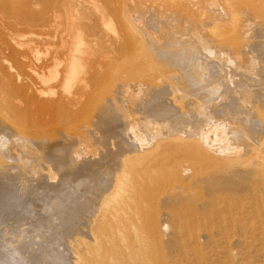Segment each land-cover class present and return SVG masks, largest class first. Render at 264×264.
<instances>
[{
    "label": "bare ground",
    "instance_id": "1",
    "mask_svg": "<svg viewBox=\"0 0 264 264\" xmlns=\"http://www.w3.org/2000/svg\"><path fill=\"white\" fill-rule=\"evenodd\" d=\"M20 1L17 0L18 4L21 3ZM24 1L26 2L24 3L23 7L28 8V10L30 8L34 9L32 7V4L33 2L37 1L36 3L39 4V6H42L39 8V10H42L41 8H44V12L43 14H33L34 11L30 10L33 12L28 13V16H26V18H23L22 15L21 17L14 19V24L21 25V28L24 27L26 29H35L33 31L34 34L27 37V39L23 41V43L18 42L17 40H13V42L11 43L8 39L2 42V47L5 45L3 49L7 50L8 53H11L12 57L18 60L21 63V66H24V69L25 63L27 64V61L30 64L28 65L29 70L23 71V69L21 72L17 71L16 73H14L12 72V69L16 68H12L11 65L3 64L2 59L4 58V56H0V82L2 83L1 87L3 88V91L7 93V96L11 98V100H15L12 103H8L6 101L7 97L0 95L3 99V104L0 105V223L5 222L6 224V221L9 218L12 220L11 217H13V219L15 217L16 220L18 219V221L25 219L26 223L28 218H30L31 220H38L39 217L46 216L44 215V213L47 214L49 213V211L53 212V209L54 211H56V206H58L57 203H52L54 205H52V209L49 206L45 208L34 207L33 205L37 203L31 199V195H29L28 192L29 190H27L33 187H30L27 177L23 176L22 173H18L20 165H8V163H5L6 159H8L11 153H13L15 157H17V159L21 157L22 159H20V161L27 160V158L32 156V154L34 153L37 155L42 154L48 156L49 159H51V163L56 169L60 168L59 164H62L66 161L69 162L70 166L75 171L87 172L93 170H101L100 168H108L111 166L114 167L107 185L100 191L99 194H95L96 196L93 195L94 199L92 200V207L90 208L89 216L90 222L86 231L89 237L88 241L82 243V249H79V243L76 239H73L71 242H67L66 244L67 253H64V255H67L70 264H150L148 255L151 243L159 247L162 252L165 251V253L163 252V256L156 264H264V60L260 61L263 62L261 67L259 66L260 64L256 65V67L259 66V69H261L262 71L259 72L260 75L262 74V83L260 82V80L258 81V84L262 86H259L260 88L258 89V87H255L256 84H254V87L256 89H246L248 91L246 93L247 98H243L244 100L247 99L245 105H241V102H238L242 101L238 100L239 94H237L238 98L236 97V99L232 97L233 91H228V93L223 96L224 91L221 86L225 84V81L228 82V78L231 75L228 78H225L227 79L225 80L224 76H220V72H217L218 69L221 68L229 71V73L231 72V68L233 71L234 67L232 66L237 62V60H235L237 58L236 55L241 52H238L236 53V55H234V53L239 50L236 47L238 50L234 49V53H229L228 51L231 49L230 46V49L228 50L227 48L226 50L228 51H225L223 49V46L221 45L222 42L219 40V42H221L219 43L217 42V39H215L217 36L215 38L211 37L213 38V40L210 38L208 39V37H210V34L205 37L207 33H199L197 31L198 27L193 28V34H195L196 31L198 33L196 32V36H194L195 39L193 40V45H195V49H193L192 53L185 52V49H187V47L189 48L190 46H192L191 44L190 46L184 45L186 47L185 49L175 48V50H177L175 51V54H172L173 51H171L172 53L169 52L170 50H167L169 53L165 50L158 51V55H161L160 53L168 54L167 56L171 61L170 63L168 62L169 64L173 62L176 63L175 65H179H177V69H174L175 72L179 71V67L187 72V79H185L184 77L183 81L178 80L179 82L177 81L173 83V81H175L176 79L173 80V78H170L168 76H165L164 78L162 76L163 79L158 76L157 79L152 78V80H150L149 78V80H144V77H141L142 72L139 71V68H141V64L142 68L140 70H142L144 67H147L144 66L146 65V59H144V55L145 53L147 54V52H145L146 48L147 50H150V44L152 45L150 40V43H148L147 41V44L149 45L145 43L146 47L143 44L144 42L141 43L142 41H140L141 44L135 45L139 42L137 41L134 44L136 46V49L134 48L135 51H133L135 52V55H131L135 57L138 56V58L140 59L139 55L143 54V58H141L145 61H142L144 63H141L136 58H130L131 60L128 58L129 53L131 54L132 50H129V53H127L128 56L125 54V52H123L125 55L121 53V50V54H119V52L117 51L119 50L118 42L113 41L114 39H110L111 41L109 40V43H114L112 46H115V48L113 49H115L114 52H118L119 55L117 56L121 57L120 55L123 54L126 57V60H130H127L128 62L132 61V63L130 64L133 65V63H136L137 66H139V68L137 69L139 71V74L137 75H140L142 79L134 80L135 78H128L129 80H127L126 77L124 78L123 74L125 76H128L131 74L130 70H134L135 68H137L134 65L131 66L132 69H130L131 67L128 68L129 71L122 70L125 71V73H121L122 75H118V72H114L117 69L112 68L114 69L113 73L117 74L111 75V72H109L110 74L106 72L105 74H101V71L103 70L99 68L98 64V69H100L99 74L101 75L97 76V73L95 71H93V73L88 72L92 64V62L90 63V61H93L94 59L92 60L90 58L91 60H89L86 58L85 55L87 53V49L90 48H87V46L89 45L85 47L83 46L84 44L82 42V37L81 40L78 39L77 41L73 42V45L71 46L72 48H68L65 43L68 41V37L65 40L66 34L62 33L59 35L61 48L59 47L58 50H56L55 47H51L52 50L48 51V48V52L46 51L45 53L33 51L32 46H34L35 44L50 43L57 36L55 33L56 31L53 32V30L56 29H54L53 27L56 24V22L54 21L56 13L55 15H53V12L55 11V1ZM120 1L118 2V6L125 5L123 7H126L129 0H125L127 3L123 1V4H119ZM130 1L132 2V0ZM135 1L138 2L141 0ZM210 1V3L208 2L209 5H211L213 2H216V0ZM224 2L225 4L223 3L222 6L220 4L221 7L217 5L219 6V8L217 7L215 9H211L212 13L209 12L213 15V22L216 19V21H218L220 24H229V26L232 25V29H230L232 30V32L233 28H236V30H239L240 32L242 31V33L243 31L245 33L260 31L259 34H257L255 37L253 35V42L250 44L251 49L248 51L246 48V46H248V49L250 48L249 44L244 47L245 51L250 52L248 55H253V53L255 52V54H257V52L259 53L260 51L264 52V0H224ZM214 7L215 6L213 4V8ZM49 8L51 9L50 11ZM208 8L210 11V6H208ZM120 10L122 9L120 8ZM115 12L117 13V11ZM130 12L127 14H130ZM135 13L136 14L132 16H136V18H138L142 25L151 23L152 25L154 24L156 26L158 25V23L163 22L164 24H170L171 26H174V24L178 20L175 15L176 13L174 12H172L174 15L169 14L168 12L154 14L152 10H146L145 8H142V6L136 8ZM209 13L207 15H209ZM190 14L192 15V13H189V17ZM204 14L205 16H207L206 13ZM124 15L125 14H123V16ZM195 15L197 14L195 13ZM179 18H181L180 15ZM188 20H192L191 17ZM203 20L204 18L201 21ZM194 21H192V23ZM120 22L122 23V21H119V23ZM125 22L127 23V21ZM133 23L134 24L130 26H134V28L138 30V26L135 27V22ZM234 24H238V26H234ZM200 25L199 27H202ZM124 26L119 25V27L123 28V32H121L122 35L124 33H127V30H124ZM215 27L216 25L211 28ZM222 27V30H224L225 33H231L229 29L228 32L226 31V26V28L224 26ZM127 28L129 27L127 26ZM134 28L132 29L135 30ZM219 28H221V26ZM206 29L207 27L205 28V30ZM79 31L80 30L78 29V32ZM224 31L222 32L224 33ZM219 33L220 35L222 34L221 32ZM219 33L216 35H219ZM230 33L229 36L233 34ZM130 34H127V36H130ZM137 35V37L140 38L139 35L143 34L139 33ZM212 35L213 34L211 33V36ZM235 35L238 36V34ZM123 36H125V34ZM226 36L224 37L225 39L227 38ZM229 36V41L231 38H234L233 35L231 36V38ZM237 36L233 41H236L238 39ZM132 37L133 34L128 38L132 39ZM141 37L143 38V36ZM176 37H178L176 40L180 39L179 36ZM92 38L95 39L94 37ZM128 38L125 39L128 40ZM142 38L141 40H144L146 37L143 39ZM125 39L124 41H126ZM189 39L192 40L191 38ZM225 39L223 40V42L228 41V39ZM166 40L170 39L167 38ZM133 41H135L134 37L132 42L131 40H128V42L125 43V49L133 47ZM171 41H173V39ZM8 42H10V44H8ZM87 42L89 43V40ZM93 42H91L92 45ZM121 42L122 41H120V43ZM163 42H160V44ZM174 42L172 44H174ZM189 42L191 41H188L187 43ZM153 43L156 45L159 44V42L157 44L156 41ZM104 44L107 45V43ZM95 46L93 45V47ZM179 47L181 48L180 45ZM239 47L241 48L242 45ZM120 48L124 49L122 47V44L120 45ZM224 48H226V46ZM68 49L69 53L66 54L65 57H69L67 58L66 63L61 68L54 67L50 69L48 76L40 75L38 73V68L40 66L53 61V59L55 58V53L61 55L62 52L64 53V51H67ZM90 50H92V48ZM245 51H243V53ZM111 52H109V54L112 56L113 54H111ZM193 52H196V54H194ZM90 53L87 57L94 56L90 55ZM96 53L98 55V52ZM210 53L212 54V56L208 57ZM116 54L117 53L115 52V56H113L117 57ZM148 54H150V52H148ZM206 54H208V56ZM104 55L102 56L106 59L108 55ZM261 55L262 54H260L259 59H261ZM97 58L95 60L96 62H98ZM107 58L111 59L112 57L110 58L108 56ZM151 59L152 62H154L153 57H151L150 60ZM246 59L249 60L248 57ZM58 60L59 58H57L56 60V65L60 62ZM150 60L147 61V63L150 62ZM242 60L240 62H242ZM113 61L114 60L109 62L112 64ZM123 61H125V59ZM137 61L141 64L137 63ZM252 61L254 62V60L251 59V65L253 63ZM96 62L95 64L93 63L94 65H92L93 67L91 68L97 67H95V65H97ZM164 62L166 63L167 60ZM246 62L248 61L245 60V63ZM118 63L119 62H117V64ZM124 63L126 65V62ZM119 64L115 66L114 61V67H117L119 69ZM153 64H155V62ZM100 65H102V63ZM109 66L110 65L108 63L106 68L103 69L108 70L107 67ZM129 66L130 65H128V67ZM160 66L162 65L160 64ZM163 66L165 65L163 64ZM242 67L244 68V65ZM122 68L124 67L122 66ZM125 69H127V67ZM248 69H246V72H248ZM91 70L92 69H90V71ZM137 70L135 69V71L138 73ZM252 70H255L256 72L257 69L253 67ZM171 71L173 70L169 71L170 75H172ZM180 71L178 73H180ZM222 71L224 70L222 69ZM238 71H241V69H238ZM127 72H130V74H126ZM135 74L136 73H133V75L131 74L132 77H135ZM160 74L163 75L162 73ZM131 75L129 77H131ZM182 75L185 76L183 73ZM241 75H239V78ZM247 77H249V75H247ZM234 79L235 81L237 80L236 78ZM244 79L247 78L244 77ZM248 80L250 82L251 79ZM232 83H234V80L232 81ZM187 84H189L188 87ZM238 84H243L244 86L245 84L247 85L248 82H246L245 80V83L242 81ZM250 84L248 86H251ZM124 85H127V88H125L126 86L124 87ZM192 85L194 87H198V89H200L199 91L206 90L207 92V89H210L212 100L217 99L216 97L218 95V92L222 89L223 97H218L217 101H215L216 103L209 102L211 104L205 105L203 104V102L206 101L203 99V101L201 102L202 104L200 103V97L202 95L200 93H195L192 91L195 94L201 95L199 97L200 101H198L199 99H192V104L190 102L191 106L188 105L189 107H183V104L181 105L182 100L180 101V97L178 98L180 94L177 95L178 91L183 94L185 91H188L186 90L188 88L192 90ZM185 87L187 88L184 91ZM123 88L124 90H122ZM228 89L231 90V88H227V90ZM91 91H94V93L92 94ZM121 91H123L124 93ZM144 92H150L149 95L151 97L148 99L147 95H145L146 97L141 96ZM193 93L192 96L195 95ZM94 94H96V96ZM189 94L190 93L188 92L187 95ZM202 94L206 93L203 92ZM85 97H88V100L90 99V106L85 110V112H83L84 108L82 105L84 103H82V101L85 100ZM140 97L145 99L141 100ZM95 98H97L96 100L98 102L96 101V103H98V106H94L95 109L92 110L93 103H95ZM92 100L93 103H91ZM194 100H197L198 102ZM81 103L82 105H80ZM177 103L180 104L178 105ZM81 108L83 111H80ZM53 110L57 111L61 115L60 117L62 120L60 121V123H53V125L51 126V124H47L49 121L44 122L43 118H50L49 115L52 114ZM11 113L20 114L21 117L27 118L25 125L17 123L15 121V118L11 116ZM225 115L227 117H225ZM218 116H223V119L220 122L221 124H219V120L218 122H214L220 125L219 131L222 132L220 135L212 134V136H210L207 132V136H202L199 138L196 135L197 138H194L192 137L193 134L189 135L190 133L187 134L188 131L187 133L185 132L186 129L183 130V135H177V131L174 132L176 134L172 133L161 135L163 131L164 133L168 131L167 129L170 128L168 127L166 129L167 131L165 132V130H163L159 133L160 135L156 133L155 136H151L153 132H150L151 135H149V133L148 135H143L144 137H136V133H139V130L141 128H147V125L154 120L160 121L159 119H161L162 122L163 120L167 121L170 126L176 127L175 130H177V127H179L180 125L182 126V124L184 123L190 122L189 120L193 121L194 119L199 118L201 120V123L207 119L216 118ZM206 122L205 124H207ZM91 124L92 126L96 124V127H98V125H102L101 127H105L103 134L100 133L101 137L97 136L99 133L97 135H94V130H92L89 126ZM165 124L167 125V123ZM125 125V129H112L115 127H124ZM189 125H192V123ZM193 125L191 126V128L193 127ZM196 125H198V123ZM215 125L211 124L212 127ZM200 126H202V128H205L206 125ZM96 127H93V129ZM212 127L210 129H212ZM198 128L199 126H197V129ZM99 129H95V131ZM162 129L163 128L161 126V130ZM181 130H179V132ZM193 130L196 131L195 129ZM92 131L94 136L92 135ZM149 131H151L150 128L148 129V132ZM152 131L154 130L152 129ZM171 131L173 132L174 130ZM144 132L142 133L144 134ZM90 134L93 137L97 136V138H93L91 136L93 138L91 139ZM102 135L104 136L102 137ZM228 135H231L232 139H230ZM77 140L78 142L82 140L87 149H91V151L94 150L96 154L95 157H98V152L101 154V151L98 150H103L105 154L104 149H106L108 146V148L113 147V149H111L112 151L106 150L111 152L110 157L105 160V157L104 159H95L94 157L91 158L89 156H83V158H76L77 160H73L72 157H79V155L71 157L70 154L73 150H76L74 149V147ZM95 141L97 142L96 145ZM98 146H100L101 149L96 148ZM57 150L60 153H56ZM91 153L93 154V152ZM73 154L75 155L76 152ZM104 154H102L101 157H103ZM157 156H164L163 158H165L166 156L169 158L167 160L165 158V162L159 158V160H162L164 162L163 163L161 161L163 164H160L161 167H163V170L160 168L161 173L156 169V166L154 165L153 166L155 167V171L150 170L146 165L145 170L147 167L150 171H143L144 173L142 171H138L139 174L135 172L133 167H137V164H142V162L147 161H141L144 160L141 158L148 159L149 157H152V159H154V157ZM148 161L150 162L152 160L149 159ZM148 161L147 163H149ZM140 167L142 169V167L144 166L140 165ZM62 175L63 176H60L59 182H56V184L59 183L61 185L62 182L67 180L66 176H64L63 173ZM81 181L73 179V188L70 187L71 189L68 188L67 190H60L62 194L61 192H58V196L62 195L61 197L63 198V201L65 200L66 203H64L67 206H69L75 199L76 192L80 191L79 186L82 185ZM141 181H150L151 183L149 185H153L154 183L156 192L154 191V189H152L153 186L151 188L149 187L153 191L150 189L149 190L151 191L150 193L152 195L155 193V195H157V198L155 200L157 204L154 205L158 210L157 211L155 208V210L157 211L156 213H154V210V212L151 211L152 208L154 209V206H149V211H151L152 214H145L149 212H143V210L140 208L141 200L139 199L142 198L143 202L147 201L146 196L148 199L151 196L149 195L148 197V194H150L148 191L147 195H145L146 193H143L142 191L141 193L145 196L139 193L142 196L138 198L137 189L140 187H137V185L139 184V182L142 183ZM143 185L145 184L142 183V186ZM59 187L60 186L55 184L48 187L41 186V188H43V191H47V188H52L56 190V193L57 190H59ZM142 188H145V186H143ZM147 188L148 187L146 186L145 189ZM52 189L48 190L49 192H47L46 196L44 197H49L47 195L50 193V191H52ZM56 193L53 194L56 196ZM155 197H153V199ZM59 199L60 198L57 199V202H60L59 207H63V209H60L64 210L67 206H61L63 205V202L61 201V199ZM153 199L151 200L153 201ZM45 201L48 202L46 199ZM147 204L149 203H146L145 206L144 204L143 206L141 205L142 208L147 207ZM157 206H160V211ZM28 214L30 215V217L28 216ZM52 216L50 215V217ZM43 220H39L40 223L43 224V222H41ZM40 223L38 222L37 225L41 226ZM23 224L24 222L21 225ZM33 225H35V223ZM29 226L30 225H28L27 227ZM23 228H25V226H23ZM21 230L23 231V229ZM181 237L184 238L185 246L183 250L180 251L177 250V245L179 244ZM7 241L8 239L5 241V243ZM24 243L22 244L23 246ZM115 248L122 249V258L120 259L123 260L122 262L119 261V258H117V256L115 255L117 254L114 251ZM13 261H11V263H14ZM18 263L19 262H17V264Z\"/></svg>",
    "mask_w": 264,
    "mask_h": 264
},
{
    "label": "rangeland",
    "instance_id": "2",
    "mask_svg": "<svg viewBox=\"0 0 264 264\" xmlns=\"http://www.w3.org/2000/svg\"><path fill=\"white\" fill-rule=\"evenodd\" d=\"M18 1H20V0H18ZM24 1V0H23ZM20 1L21 3V5L20 4H18V2H17V0L15 1V0H0V56H4V58L2 59V62H3V64H5V65H11L12 66V68H16V69H12V72H14V73H16L17 71L18 72H21L24 68V66H21V63L18 61V60H16L14 57H12V55H11V53H8L7 52V50H5V49H3L4 48V46L2 47V42L4 41V40H10V42L12 43L13 42V40H17L18 42H21V43H23V41H25L26 39H27V37H29V36H31V35H33L34 34V28H24V27H22L21 28V25H19V24H14V19L15 18H19V17H21L22 15V17L23 18H26V16H28V13H31V12H33L34 11V13L33 14H43V12H44V8H41L42 10H39V8L40 7H42V6H39V4H37L36 2H33V4H32V7L34 8V9H36V10H34V9H29L28 10V8H24L23 7V5H24V3L26 2V1ZM28 1V0H27ZM55 1V5H54V7L56 8H54V10L56 11H51V12H53L54 14L53 15H55V13H56V15H55V19H54V21L56 22V24L53 26L54 27V29L55 30H53V32L54 31H56L55 33H56V35L58 36H56L55 38H54V40L53 41H51L50 43H47V44H35L34 46H32V49H33V51H39V52H46L47 51V49H48V51H51L52 50V48L51 47H55L56 48V50H58V48L60 47L61 48V41H60V38H59V35L60 34H62V33H64V34H66L65 35V40H66V38L68 37V41L67 42H65L66 43V45H67V47L68 48H70L72 45H73V42H75V41H77L78 39H82L83 38V40H82V42H83V46L85 47V46H87V45H89V46H87V48H92V50H90V49H87V53L89 52H91L90 53V55H94L93 57H87L88 55H89V53H88V55H87V53H86V58L87 59H89V60H93V61H95L96 60V58L97 57H99V58H97V61L99 62H96L97 63V65H95V67L96 68H91V67H93L92 65H94L95 64V62H93V61H90V63L92 62V64H91V66H90V68H89V70H88V72H92L93 73V71H95L96 73H97V76H99V75H101V74H105V72L106 73H108V74H110L109 72H111V75H114L115 73H113V70L114 69H117L116 71H114V72H118V75L119 74H121L122 72H124L125 73V71H129V69L128 68H130L131 66H136L137 68H135L136 70L139 68V66H137V64L135 63H133V65L132 64H130V63H132V61L131 62H128L127 60H129L130 58L131 59H138L141 63H144L145 61V63H146V65H144V66H147V67H144L142 70H140L141 68H142V64L140 63V62H138L137 61V63H139V64H141V68H139V71L140 72H142L141 73V77L143 78L144 77V80H147L148 78L150 79V80H152V78L154 79V78H158V76L159 77H161L162 78V76H163V78L165 77V76H168V77H170V78H173V80H175V81H173V83L174 82H177L178 80L180 81H183L184 79V77H185V79H187L186 78V76H187V72L185 71V70H183L182 68H180L179 67V71H180V73H178L179 71H176L175 72V70L174 69H177V65H175L176 63H171V64H169L171 61H170V59L168 58V54H162V53H160L161 55H158L159 54V50H165V51H169V52H171V51H173V53L172 54H175V51H177V50H175V48L176 49H185L186 47V45L187 46H190V44L192 45V46H190L189 48H191V49H189L188 47H187V49H185V52H191L192 53V51H193V49H195V45H193V40L195 39V37L194 36H196L195 34H196V32L198 31L199 33L201 32V33H203V34H206L207 33V35L205 36V37H207L209 34H210V37H208V39L210 38V39H212L213 40V38H215L216 36V38L215 39H217V42H219V40L222 42H219V43H221V45L223 46V49L225 50V51H228L230 48V50L228 51L229 53H234V51L235 50H238V51H236L235 53H234V55H236V53H238V52H241V53H239V54H237L236 55V59L235 60H237V62H236V64H233V66L232 67H234L233 68V71H232V68L230 69L231 70V72L229 73V71H226L224 68H221V69H218V73H219V75L220 76H224V79L225 78H228L230 75V79L228 78V82L227 81H225V84L223 85V86H221V88L223 89V91H224V95H223V91H222V89H221V91H219L218 92V95H217V99H218V97L220 98V97H223V96H225V94L226 93H228V91H233V95H232V97H234L235 99H236V97L238 98V95L237 94H239V98H238V100H242V101H238V102H241V105H245V103H246V101H247V99L246 100H244L245 98H247V95H246V93L248 92L246 89H250V90H254V89H256L255 87H258V89L262 86V85H260V84H258L259 82V80H260V82L262 83V77H261V75H260V73L259 72H262L261 71V69H259L260 67H261V65H262V63L264 62H260V61H262V60H264V55H263V51H260L259 53L257 52V54H255V53H253V55H248L250 52H247V51H245V47L244 46H246V45H248L249 44V46H250V44L253 42V38L257 35V34H259V32L260 31H256V32H254V31H252V33L250 32H247V33H245L244 31H243V33H242V31L240 32L239 30H236V28H233V32H232V30H230V29H232V25L231 26H229V24H220L218 21H216V19L214 20V22H213V15L212 14H210V13H212V10L211 9H215V8H219V6H220V4H221V6L223 5V3L225 4V2H224V0L222 1V0H216V2H213L211 5H209L208 4V2L210 3L211 1L209 0H141V1H135L134 0V2H133V0H132V2L129 0H126V1H128V3L125 1V0H54ZM120 1V3L119 4H123V1H125L126 3H127V5H126V7L127 6H129V7H123V6H125V5H120V6H118V2ZM164 1V2H163ZM206 1H208V2H206ZM221 1V2H220ZM136 2H137V4H136ZM138 3H140V4H138ZM215 3H219V4H215ZM133 6H132V5ZM135 4V5H134ZM143 4V5H142ZM202 4V5H201ZM206 6H205V5ZM207 4H208V6H210V11H209V8H208V6H207ZM213 4H214V8H213ZM147 5V6H146ZM149 5V6H148ZM217 5H219V6H217ZM114 6V7H113ZM140 6H142V8H145L146 10L148 9H150V10H152V12L154 13V14H159V13H169V14H173L172 12H174V13H176L175 15H176V17H177V21H176V23L174 24V26H171L170 24H164L163 22H161V23H158V25H152L151 23H146V24H141V22L138 20V18H136V16H132V15H135L136 13H135V10H136V8H139ZM220 6V7H221ZM116 7H120L122 10H120V8H116ZM123 7V8H122ZM135 7V8H134ZM151 7H152V9H151ZM205 7V8H204ZM125 8V9H124ZM134 8V9H133ZM191 8V9H190ZM119 9V10H118ZM129 9V10H128ZM132 9V10H131ZM154 9V10H153ZM155 9H156V11H155ZM30 10H33V11H30ZM51 9L49 8V11H50ZM173 10V11H172ZM187 10H189V11H187ZM191 10V11H190ZM197 10H199V11H197ZM115 11H117V13L115 12ZM120 11V12H119ZM130 12V14H127V13H129ZM132 11H134V12H132ZM172 11V12H171ZM206 11V12H205ZM208 11V12H207ZM156 12V13H155ZM158 12V13H157ZM183 12V13H182ZM201 12V13H200ZM210 12V13H209ZM122 13V14H121ZM189 13H192V15L190 14V17H191V19L192 20H188L190 17H189ZM193 13H194V15H193ZM195 13L197 14V15H195ZM204 13H206V15L209 13V15H207V16H205V14ZM27 14V15H26ZM106 14H108V15H106ZM123 16V14H125L123 17L121 16V15ZM178 14V15H177ZM183 14V15H182ZM128 15H129V17H128ZM174 15V14H173ZM179 15L181 16V18H179ZM198 15H199V17H198ZM106 16H107V19H106ZM120 18H119V17ZM127 16V17H126ZM131 16V17H130ZM197 16V17H196ZM201 16H202V18H201ZM110 17H111V21H110ZM118 17V18H117ZM183 17V18H182ZM189 17V18H188ZM193 17V18H192ZM127 20H126V19ZM132 18H133V21H132ZM197 18H198V20H199V22H198V20H197ZM204 18V20L203 21H201L202 19ZM118 19H120V20H118ZM182 19V20H181ZM206 19V20H205ZM195 20V21H194ZM197 20V21H196ZM106 23H105V22ZM119 21H122V23L120 22L119 23ZM125 21H127V23L125 22ZM192 21H194V22H196V23H192ZM208 21V22H207ZM133 22H135V27L136 26H138L137 28H138V30L137 29H135L134 28V26L132 27V26H130V25H132V24H134ZM211 22V23H210ZM113 23V24H112ZM131 23V24H130ZM140 23V24H139ZM103 24V25H102ZM106 24V25H105ZM137 24V25H136ZM190 24V25H189ZM197 24V25H196ZM201 24V25H200ZM111 25V26H110ZM119 25L120 26H124V25H126V26H124L125 28H127V26L129 27V28H127V29H125L124 28V30H127L126 32L127 33H124L125 34V36H127V34H130V36L133 34V37H134V40L135 41H133L134 43H133V45L137 42V41H139L138 43H136L135 45H138V44H141V43H143L144 45H145V43L147 44V41H148V43H152V45L150 44V50L148 49L147 50V48L145 49V52H147V54L145 53V57H144V59H146L145 61L142 59L143 58V54L142 55H139L140 56V59L138 58V56H131L132 54H134L135 52H133V51H135L134 50V48L136 49V46L134 47H131V48H127L128 49V52H127V49H125L126 47H125V43H127L128 42V40H131V42H132V40H133V37H132V39H129L128 37H130L129 35L127 36V37H125V36H123L122 35V33L121 32H123L122 30H123V28H121V27H119ZM184 25H186V26H184ZM194 25H196V26H194ZM199 25L200 26H202V27H199ZM204 25V26H203ZM214 25H216V27L215 28H211V27H213ZM106 26H107V28H106ZM168 26V27H167ZM170 26V27H169ZM187 26H189V27H187ZM221 26V28H219ZM222 26H226L225 28H226V31L228 32V29H229V31H231V33L230 34H232L233 36H234V38L237 36V35H235V34H238V36H237V40L236 41H233L234 40V38L232 39L231 38V36L232 35H230L229 36V33L227 34V33H225V31L224 30H222ZM234 26H238V24H234ZM134 28L135 30H133L132 28ZM153 27V28H152ZM186 27V28H185ZM194 27H198V30L195 32V34H193L194 33V30H193V28ZM207 27V29L205 30V28ZM229 27V28H228ZM104 28V29H103ZM132 29V31H131V29ZM160 28H161V30H160ZM200 28H204L203 30L202 29H200ZM211 28V29H210ZM219 30H217V29ZM78 29L80 30L79 32H78ZM106 29V30H105ZM129 29V30H128ZM139 29H140V31H139ZM142 29H143V31H142ZM173 30V31H172ZM200 30V31H199ZM202 30V31H201ZM216 30H217V32L219 33V32H221L222 34L220 35V33H219V35H216V34H218L217 32H216ZM224 31V33L222 32V31ZM76 31V32H75ZM129 31H130V33H129ZM204 31V32H203ZM205 31H207V32H205ZM209 31V32H208ZM215 31V32H214ZM235 31V32H234ZM75 32V33H74ZM141 34H143V35H139L140 36V38H138L137 36V34H139V33ZM144 32V33H143ZM197 32V33H198ZM237 32V33H236ZM80 35H79V34ZM94 33H96V34H94ZM171 33V34H170ZM190 33V34H189ZM211 33L213 34L212 36H211ZM245 33V34H244ZM76 34H78V35H76ZM150 34V35H149ZM180 34V35H179ZM84 35V36H83ZM169 35V36H168ZM175 35V36H174ZM183 37H182V36ZM186 35V36H185ZM199 35V34H198ZM227 35V36H226ZM243 35H245V36H243ZM253 35H254V37H253ZM75 36H77V37H75ZM96 36V37H95ZM141 36H143V38H145L144 40H141ZM145 36V37H144ZM172 36V37H171ZM176 36H179V38L180 39H178V40H176L178 37H176ZM189 36H191V37H189ZM227 37L226 39H228V41H229V38H228V36L232 39H230V41L228 42H223V40L225 39L224 37ZM82 37V38H81ZM90 37V38H89ZM92 37H94L95 39H93ZM128 38V40H126L125 38ZM137 37V38H136ZM162 37V38H161ZM211 37H213V38H211ZM77 38V39H76ZM85 38V39H84ZM108 38V39H107ZM123 38V39H122ZM142 38V39H143ZM170 39V40H166V39ZM173 39V41H171L172 39ZM183 38V39H182ZM189 39V38H191L192 40H187V39ZM222 38V39H221ZM224 38V39H223ZM241 38V39H240ZM246 38H248V39H246ZM89 40V43L87 42L88 40ZM91 39V40H90ZM94 40V42H93V40ZM106 39H107V41H106ZM112 39H114L113 41H116V42H118V49L119 50H117L118 52H119V54H121V53H123V52H125V54L128 56V54L127 53H129V50L131 51L132 50V52H131V54L129 53V59H127L126 60V57L122 54V55H120L121 57H119V56H117V55H119L118 54V52L117 51H115L117 54H116V56L117 57H114L115 56V52H114V50L115 49H113V48H115V46H112L114 43H109L110 41ZM116 39V40H115ZM124 39L126 40V41H124ZM138 39V40H137ZM148 39V40H147ZM161 39V40H160ZM175 39V40H174ZM214 39V40H215ZM225 39V40H226ZM240 39V40H239ZM97 40V41H96ZM110 40V41H109ZM146 40V41H145ZM149 40H150V42H149ZM185 40V41H184ZM93 42V45L96 47H93V45H92V43L91 42ZM95 41H96V43H95ZM112 41V42H113ZM120 41H122L121 43H120ZM140 41H142L141 43H140ZM156 41V43L158 44V42H159V44L158 45H156V44H154L153 42H155ZM158 41V42H157ZM164 41V42H163ZM174 41H176V42H174ZM184 41V42H183ZM188 41H191V42H189V43H187ZM233 41V42H232ZM241 41V42H240ZM246 41V42H245ZM250 41V42H249ZM10 42H8V44H10ZM87 42V43H86ZM131 42H129V43H131ZM160 42H163V43H161L160 44ZM174 42V44H172ZM181 42V43H180ZM235 42H237V43H235ZM91 43V44H90ZM104 43H107V45L106 44H104ZM109 43V44H108ZM187 43V44H186ZM233 43H235V44H233ZM242 43V44H241ZM122 44V47L124 48V49H122V48H120V45ZM175 44H177V45H175ZM181 46V48L179 47V45ZM182 44H183V47H182ZM228 44V45H227ZM124 45V46H123ZM147 45H149V44H147ZM161 45H163V46H161ZM185 45V46H184ZM242 45V47L240 48L239 46H241ZM110 46H111V49H110ZM178 46V47H177ZM226 46V48H224ZM229 46H230V48H229ZM67 47H66V49H67ZM98 47V48H97ZM107 49H105V48ZM145 47H146V45H145ZM167 47V48H166ZM170 47V48H169ZM238 49H237V48ZM51 48V49H50ZM72 48V47H71ZM162 48V49H161ZM228 48V50H226ZM246 48H247V50L249 51L250 49H251V46H250V48L248 49V46H246ZM46 49V50H45ZM94 49V50H93ZM103 51H102V50ZM106 51H105V50ZM189 49V50H188ZM235 49V50H234ZM241 49V50H240ZM90 50V51H89ZM101 50V51H100ZM120 50H121V53H120ZM124 50V51H123ZM188 50V51H187ZM233 50V51H232ZM47 51V52H48ZM113 53H112V52ZM167 51V52H168ZM243 51H245L244 53H243ZM94 52H95V54H94ZM96 52H98V55H97V53ZM109 52H111V54H113L112 56L109 54ZM148 52H150V54H148ZM155 52H157V53H155ZM168 52V53H169ZM69 53V49L66 51H64V53L62 52V54L60 55V54H57V53H55V58L53 59V61H51V62H49V63H47V64H45V65H42V66H40L39 68H38V73L40 74V75H44V76H48L49 75V70L50 69H52V68H54V67H58V68H61L65 63H66V60H67V58L69 57H65L66 56V54H68ZM105 53H108V54H105ZM141 53H142V51H141ZM194 54H196V52H193ZM247 53V54H246ZM47 54V53H46ZM108 55L111 59H108L107 57H106V59L102 56V55ZM209 54V53H208ZM208 54H206L207 56H208ZM244 56H242V55ZM260 54H262L261 56L262 57H260L261 59H259V56H260ZM95 55H97V56H95ZM99 55H101V56H99ZM104 55V56H105ZM135 55V54H134ZM147 55H149V56H147ZM151 55V56H150ZM156 55V56H155ZM131 56V57H130ZM210 56H212V54L210 53V55L208 56V57H210ZM240 56V57H239ZM246 56V57H245ZM134 57V58H133ZM142 57V58H141ZM151 57H153V60H154V62H155V64H153L154 62H152V59L150 60V58ZM156 57H157V59H156ZM249 58V60L248 59H246V58ZM250 57H251V59L252 60H254V62L252 63V65H251V59H250ZM57 58H59V60L58 61H60L57 65H56V63H57ZM91 58V59H90ZM120 58V59H119ZM147 58H148V60H147ZM161 58V59H160ZM241 58V59H240ZM61 59V60H60ZM117 59V60H116ZM125 59V61H123ZM130 59V60H131ZM164 59V60H163ZM243 59V60H242ZM258 59V60H257ZM0 60H1V58H0ZM101 60V61H100ZM108 60V61H107ZM112 60H114L115 61V66H117L119 63V69L117 68V67H114V61L112 62V64L110 63ZM121 62H120V61ZM129 60V61H130ZM150 60V62H148L147 63V61H149ZM157 60V61H156ZM167 60V62L165 63L164 61H166ZM242 60V62H240ZM245 60L246 61H248V62H246L245 63ZM258 62H257V61ZM103 61V62H102ZM105 61V62H104ZM110 61V62H109ZM119 62L118 64H117V62ZM123 61V62H122ZM142 61H144V62H142ZM102 63V65L104 66H102V65H100L101 63ZM124 62H126V65H125V63ZM134 62V61H133ZM162 62V63H161ZM164 62V63H163ZM169 62V63H168ZM94 63V64H93ZM109 63V67H107L108 68V70L107 69H103V68H106V66H107V64ZM124 63V64H123ZM128 63V64H127ZM235 63V62H234ZM256 63V64H255ZM30 63H28V61H27V64L25 63V69L23 70V71H25V70H29V67H28V65H29ZM98 64H99V68H101V70H103V71H101L102 73L101 74H99V72H100V69H98ZM138 64V65H139ZM147 64H149V65H147ZM157 64H159V65H157ZM160 64L162 65V66H160ZM163 64L165 65V66H163ZM167 64V65H166ZM238 64V65H237ZM242 64V65H241ZM260 64V65H259ZM106 65V66H105ZM128 65H130L129 67H128ZM239 65H240V67H239ZM244 65V68L242 67ZM247 65V66H246ZM251 65V66H250ZM254 65V66H253ZM256 65H259V66H257L256 67ZM31 66V65H30ZM102 66V67H101ZM120 66H121V68H122V66L124 67V68H120ZM127 67V69H125L126 67ZM154 66H156V67H154ZM157 66H158V68H157ZM176 67V68H174V67ZM179 66V65H178ZM239 68H238V67ZM246 66V67H245ZM250 66V67H249ZM255 68V69H257L256 70V72H255V70H252L253 69V67ZM167 67V68H166ZM170 67H172V68H170ZM250 69H248V68ZM112 68H114V69H112ZM157 68V69H156ZM168 68H170V69H168ZM90 69H92L91 71H90ZM94 69V70H93ZM96 69H98V70H96ZM110 69H112V70H110ZM120 69H121V71H120ZM130 69H132V67L130 68ZM133 69H134V67H133ZM135 69L134 70H130L131 71V74L133 75V73H136L135 74V77H132V75L130 74V72L128 73H126V74H130L131 75V77H129L130 75H128V76H125L124 74H123V76H124V78L126 77V79L127 80H129L128 78H130V79H134V80H137V79H142L141 77H140V75L138 76L137 74H139V71H138V73L135 71ZM161 69V70H160ZM222 69L225 71H222ZM234 69H236V70H234ZM238 69L240 70L241 69V71H238ZM246 69H248L247 71L248 72H246ZM15 70V71H14ZM120 71V73H119V71ZM122 70H125V71H122ZM159 70V71H158ZM170 70H173V71H171V73H172V75H170ZM259 70V71H258ZM150 71V72H149ZM162 71V72H161ZM185 71V72H184ZM251 72V75H250V72ZM254 71V72H253ZM158 72V73H157ZM162 73L163 75H161L160 73ZM224 72V73H223ZM236 72V73H235ZM237 72H239V73H237ZM96 73H94V74H96ZM113 73V74H112ZM147 73V74H146ZM173 73H175V74H179V75H175V74H173ZM182 73L185 75V76H183L182 75ZM212 73H213V71H212ZM211 73V74H212ZM226 73H228V74H226ZM243 75H241V74ZM252 73H254V74H252ZM117 74V73H116ZM115 74V75H116ZM153 74V75H152ZM222 74V75H221ZM241 75L240 76V78H239V75ZM122 75V74H121ZM137 75V76H136ZM174 75H175V77H174ZM182 75V76H181ZM189 75V74H188ZM235 75V76H234ZM247 75H249V77H251V78H249V77H247ZM260 75V76H259ZM17 76V75H16ZM147 76V77H146ZM227 76V77H226ZM140 77V78H139ZM177 77V78H176ZM182 79H181V78ZM231 77H234V78H236L237 80V82L235 81V79L234 78H231ZM244 77L245 78H247V79H244ZM254 77V78H253ZM162 78V79H163ZM179 78V79H178ZM189 78V77H188ZM238 78H239V82L241 83L242 81L245 83V80H246V82H248V84L246 85H244L243 86V84L241 85V84H238L239 82H238ZM255 78H256V80H255ZM148 79V80H149ZM243 79V80H242ZM248 79H251L252 81H254V82H252L251 80H250V82H249V80ZM254 79V80H253ZM225 80H227V79H225ZM234 80V83H232V81ZM178 81V82H179ZM185 81H187V80H185ZM231 81V82H230ZM227 82V83H226ZM251 83V84H250ZM1 82H0V95H3V96H5V97H7V102L8 103H12V102H14L15 100H11V98L10 97H8L7 96V93L5 92V91H3V88L1 87ZM227 84H228V86H227ZM233 84H234V86H233ZM251 85V86H248V85ZM254 84H256V86L254 87ZM175 85V84H174ZM188 85L189 84H187V87H188ZM229 85H230V87H229ZM236 85V86H235ZM126 86V87H125ZM193 86V85H192ZM232 86V87H231ZM240 86V87H239ZM260 86V87H259ZM124 87L125 88H127V85H124ZM187 87H185L184 88V91H185V89L187 88ZM238 87V88H237ZM250 87V88H249ZM254 87V88H253ZM169 88V87H168ZM216 88V87H215ZM227 88H231V90L230 89H228L227 90ZM233 88V89H232ZM241 89V91H240V89ZM252 88V89H251ZM194 89V90H193ZM193 89L192 90H190V88H188V89H186V90H188V91H185L184 93L186 94H182V93H180V91H178V94L177 95H179L180 94V96H178V98L180 99V101H181V105L183 104V107H189L188 105H190V102H191V104H192V99H199L198 101H200V98H201V101H200V103L203 101V100H205L206 102H203V104H205V105H207V104H211V103H216L215 101H217V99H214V100H212V96H211V94H210V89H207V92H206V90H202V91H199L200 89H198V87H194L193 86ZM217 89V88H216ZM227 91H226V90ZM122 90H124V88L122 89ZM126 90V89H125ZM235 90H236V92H235ZM197 92V93H200L202 96L203 95H206V94H208V95H206V96H201V95H199V94H195V93H193V92ZM209 91V92H208ZM92 92V94L94 93V91H91ZM90 92V93H91ZM121 92H123V91H121ZM177 92V91H176ZM190 93L189 95H187V93ZM193 94H195V95H193L192 96V93ZM206 93V94H202V93ZM235 92V93H234ZM239 92V93H238ZM245 92V93H244ZM99 93V92H98ZM98 93H96V94H98ZM124 93V92H123ZM150 93V92H149ZM149 93L148 92H144L141 96H144V97H146L145 95H147L148 97V99L151 97L150 95H149ZM243 93V94H242ZM89 94V93H88ZM87 94V95H88ZM96 94H94L95 96H96ZM236 94V95H235ZM186 96V98H185V96ZM223 95V96H222ZM94 96V97H95ZM181 96H182V98H181ZM184 96V97H183ZM188 96V97H187ZM189 96H191V97H189ZM201 96V97H200ZM209 98H208V97ZM244 96V97H243ZM200 97V98H199ZM141 98V100L143 99H145V98H142V97H140ZM191 100H190V99ZM208 98V99H207ZM242 98V99H241ZM244 98V99H243ZM97 98H95V100H94V102L95 103H93V100H92V102L91 103H93V108H92V110L93 109H95V107H97L98 106V103H96V100ZM189 99V100H188ZM203 99V100H202ZM211 101H210V100ZM207 100H209V101H207ZM84 101V102H83ZM82 101V103H84L83 105H82V103L80 104V105H82L83 106V110H82V108H81V110L80 111H83V112H85V110L87 109V108H89V106H90V99L88 100V97L86 98L85 97V100H83ZM86 101V102H85ZM189 101V102H188ZM194 101H197V100H194ZM197 101V102H198ZM98 102V101H97ZM182 102H184V103H182ZM189 104H188V103ZM208 102V103H207ZM209 102H211V103H209ZM187 103V104H186ZM3 104V99L1 98V96H0V105H2ZM178 104V103H177ZM180 104V103H179ZM178 104V105H179ZM202 104V103H201ZM92 105V104H91ZM186 105V106H185ZM95 106V107H94ZM191 106V105H190ZM204 106V105H203ZM13 113H11V116L13 117V118H15V121L17 122V123H19V124H21V125H25V123H26V121H27V118H23V117H21L20 116V114H13ZM50 116V118H43V120H44V122H48L47 124H51V126L53 125V123H60V121L62 120L61 119V115L57 112V111H55V110H53L52 111V114H50L49 115ZM222 117V118H221ZM225 117H227L226 115H225ZM219 118H221V119H219ZM222 119H223V116H218V117H216V118H211V119H207V120H203L204 122H201V123H203V124H201L200 123V119L199 118H197V119H194L193 121L192 120H189L190 122H187V123H184V124H182V126H183V128H182V126H181V128H182V130H181V128H180V126L179 127H177V130H175L176 129V127H172V126H170V124L167 122V121H164L163 120V122L161 121V119H159L160 121H158V120H154V121H152V122H150L148 125H147V128H141L140 130H139V133H136V137H144L145 135H148L150 132H153L152 133V135H151V133L149 134V135H151V136H155L156 135V133H158V135H160L159 133L160 132H162L163 130H165V132L168 130L169 131V133H168V131L166 132V133H164V131H163V133H161V135H164V134H172V133H174V132H176L177 133V135L179 134H181V135H183L184 134V131L183 130H185V132L187 133V131H188V133L187 134H189V135H192V137H196V135H197V137H202V136H207V132H208V135H210V136H212V134H216V135H220L222 132L221 131H219V124H221L220 122L222 121ZM213 120V121H212ZM216 120V121H215ZM218 120H219V124L217 123H214V122H218ZM207 121V122H206ZM210 121V122H209ZM167 123V125L165 124V123ZM205 122L207 123V124H205ZM155 123H156V125H155ZM157 123H158V125H157ZM160 123V124H159ZM161 123H164V124H161ZM192 123V125L194 124V125H196L197 123H198V125H196V126H194L193 125V127L191 128V126L192 125H189V124H191ZM196 123V124H195ZM199 123H200V125H206L205 126V128L203 127L202 128V126H200L199 125ZM212 125H215V126H211V124ZM152 124H154V125H152ZM209 124V125H208ZM151 125H152V127H151ZM167 127H166V126ZM169 125V126H168ZM188 125H189V127H190V129H191V131H190V129H189V127H188ZM90 126V128L92 129V130H94V135H97L98 133V137H101L100 136V133L101 134H103V132H104V129H105V127H101V126H99L98 125V127H96V124H94V126H92V124L91 125H89ZM155 128H154V127ZM157 126V127H156ZM161 126H162V130H161ZM197 126H199V128L197 129ZM212 127V129H210L211 127ZM93 127H96V128H94L93 129ZM115 127V126H114ZM125 127H126V125L123 127V126H121V127H115V128H112V129H115V130H121V129H125ZM159 127V128H158ZM168 127H170V128H168ZM186 127V128H185ZM188 127V128H187ZM210 127V128H209ZM215 127V128H214ZM100 128V129H99ZM150 128V130L151 131H149L148 132V129ZM165 128V129H164ZM168 128V129H167ZM174 128V129H173ZM207 128H209V129H207ZM90 129V130H91ZM95 129H99V130H96L95 131ZM152 129L154 130V131H152ZM156 129V130H155ZM159 129V130H158ZM167 129V130H166ZM193 129H195L196 131H194ZM206 129V130H205ZM216 129V130H215ZM146 130V131H145ZM171 130H174L173 132L171 131ZM179 130H181L180 132H179ZM198 130V131H197ZM199 130H201V131H199ZM214 130H215V132H214ZM99 131V132H98ZM145 131V132H144ZM155 131H158V132H155ZM171 131V132H170ZM206 131V132H205ZM212 131H213V133H212ZM142 132H144V134L142 133ZM204 132V133H203ZM218 132V133H217ZM155 133V134H154ZM176 133H174V134H176ZM142 136H141V135ZM92 135H93V131H92ZM91 134H90V138L91 139H93V138H97V136L96 137H93ZM144 135V136H143ZM233 135V134H232ZM93 138H92V137ZM104 135H102V137H103ZM229 136V138L230 139H232L231 137V135H228ZM196 137V138H197ZM155 138V137H154ZM233 138H234V136H233ZM82 140L81 141H79L78 142V140H77V142H76V145H75V147H74V149H76V150H73L72 151V153H70L71 154V157L72 156H77V155H79V157L77 156V157H72V159L73 160H77V159H79V158H83V156H89V157H94L95 159H99V158H103L104 159V157L106 158L105 160H107L109 157H110V153L111 152H109V151H112L111 149H113V147L111 148H106V149H104L105 150V154H104V152H103V150H98V151H101V154L98 152L97 154H98V157H95L96 156V154H95V152H94V150H92L91 151V149H87L86 147H85V144L82 142ZM77 144H79V145H77ZM97 144V142L95 141V145ZM77 146H80V147H77ZM77 147V148H76ZM85 147V148H84ZM94 148H95V146H94ZM96 148H100L101 149V147L100 146H98V147H96ZM106 150H109V151H106ZM76 152V154L74 155L73 153H75ZM91 152H93V154L91 153ZM108 152V153H107ZM56 153H60L58 150L56 151ZM78 153V154H77ZM95 154V155H94ZM102 154H104L103 155V157H101L102 156ZM108 154V155H107ZM91 155V156H90ZM140 155V154H139ZM138 155V156H139ZM156 156V155H155ZM3 157H5V156H3ZM158 157V158H157ZM157 157H154V159H152V157H149L148 159H145V158H141V159H144V160H141V161H148L149 159H151L152 161H148L149 163H147V161L146 162H142V164L140 163V164H137V167L135 166V167H133L134 168V170H135V172H137V174H139L138 173V171L139 172H143V171H150V170H154L155 169V167L154 166H156V169L161 173V171H160V168L162 169L163 167H161V165L160 164H163L167 159H169L168 157H166L165 156V158H166V160L164 161V159L165 158H163L162 156L161 157H159V156H157ZM77 158V159H76ZM93 158V159H94ZM159 158L160 159H162V160H159ZM20 159H22L21 157H19L18 159H17V157H15V155L13 154V153H11L10 155H9V157H8V159H6V161H5V163H8V165H17L18 166V164L20 165V168H19V171H18V173H22L23 174V176H25V177H27L28 178V182H29V185H30V187H33V188H29V189H27V190H29L28 192H29V195H31V199L34 201V202H36L37 204H34L33 206L34 207H36V208H38V207H50L51 209H52V207L54 206L53 204H56L57 203V205L58 206H56V211H54V209H53V212L52 211H49V213H47V214H45L44 213V215H46V216H42V217H39L38 218V220H36V219H30V218H28L27 219V222L28 223H30V224H28L27 222V224L25 223V219L24 220H19L18 221V219L16 220V218L14 217V219H13V217H11L12 218V220L10 219H8L7 221H6V224H5V222H2V223H0V264H17V262H19L20 264H70V261L68 260V257H67V255H64V253L66 254L67 253V250H66V244H67V242H71L73 239H76L77 241H78V243H79V245H78V247H79V249H82V247H83V245H82V243L83 242H85V241H88V239H89V237H88V235H87V233H86V231H87V229H88V225H89V222H90V208L92 207V200L94 199V196H96L95 194H99L100 193V191L107 185V182L109 181V177H110V175L112 174V172H113V169H114V167H108V168H100L101 170H93V171H87V172H85V171H75V170H73V168L70 166V164H69V162L68 161H66V162H63L62 164H59V169H56L53 165H52V163H51V159H49V157L48 156H45V155H37V154H32V156H30V157H28L27 158V160H23V161H20ZM158 161H159V163H158ZM163 163H162V162ZM72 162V161H71ZM155 163V164H153V163ZM143 163H147V164H143ZM72 164V163H71ZM152 166H151V165ZM140 165L141 166H144V167H142V169H141V167H140ZM147 165V167H149V169L150 170H148V168L146 167V170H145V166ZM149 165V166H148ZM154 165V166H153ZM159 165V166H158ZM158 166V167H157ZM140 167V168H139ZM154 167V168H153ZM143 168H144V170H143ZM152 168V169H151ZM159 168V169H158ZM138 169V170H137ZM133 170V171H134ZM163 170V169H162ZM155 171V170H154ZM165 171V170H164ZM134 172V173H135ZM62 173L64 174V176H66V178H67V180H65L64 182H62V184L60 185L59 183L58 184H56V182H59V179H60V176H63L62 175ZM144 173V172H143ZM136 174V173H135ZM142 174V173H141ZM162 177V176H161ZM73 179H76V180H82L81 182V184L82 185H80L79 187H80V191H77L76 192V195H75V199L73 200V202L69 205V206H67L65 203V200L63 201V198L61 197L62 195H59L58 196V192H61L62 190H67L68 188H70V187H72L73 188V186H72V184H73ZM142 182V181H141ZM145 182V183H144ZM144 182H142L143 184H145V185H143V186H145V188H146V186L148 187L147 189H145V188H142L143 186H142V183H140L139 182V186L137 185V187H140V188H138L137 190H138V198H140V196H142V195H144V194H142L141 192L143 191V193H146L145 195H147L148 194V192L150 193L151 191L150 190H152V189H154V191H155V187H154V183H153V181H152V183H153V185H149L151 182L150 181H144ZM53 184H55V185H58V186H60L59 187V190H57V193L55 192L56 190L55 189H52V188H47L46 190L47 191H43V188H41V186L42 187H48V186H51V185H53ZM154 188H153V187ZM155 186H156V184H155ZM152 187V189H150V188ZM142 188V189H141ZM52 189V191H50V193L47 195V196H49V197H44V196H46V193L47 192H49L48 190H51ZM71 189V188H70ZM144 189V190H143ZM150 189V190H149ZM27 190H25V191H27ZM61 190V191H60ZM145 190H146V192H145ZM148 191V192H147ZM153 191V190H152ZM156 192V191H155ZM53 193H56V196L53 194ZM70 193V192H69ZM139 193H141V194H139ZM153 193V192H152ZM51 194H52V196H51ZM61 194H62V192H61ZM156 194V193H155ZM155 194H148V197H149V195H151L150 196V198L151 199H153V197H155L154 199H153V201L150 199H148L147 198V196H146V200L147 201H149V202H147V201H143V202H146V203H149V204H147L146 206L148 207V209H147V207H144V208H142V206H143V204H144V206H145V204L146 203H143L142 202V198H140L139 200H141L140 202H141V205H140V208L143 210V212H149V213H145V214H152L151 213V211L152 212H154V213H156L158 210H157V208H156V206H154L155 204H157L156 203V198H157V195H155ZM94 195V196H93ZM144 195V196H145ZM60 198L61 199V201L63 202V205H61V206H67L64 210H62L63 209V207H59L60 205H59V203L57 202V199L58 198ZM44 198V199H43ZM55 199V198H57V199H55V200H52V199ZM145 198V197H144ZM45 199L48 201V202H46L45 201ZM51 199V200H50ZM59 199V200H60ZM49 200H50V202H49ZM144 200V199H143ZM54 201V202H53ZM65 202V203H64ZM51 205H50V204ZM53 203V204H52ZM43 204V205H42ZM68 204V203H67ZM53 205V206H52ZM149 206H151V207H153L154 206V209L152 208V210L151 211H149ZM59 207V208H58ZM150 207V208H151ZM158 207V209L160 208V206H157ZM60 208H62V209H60ZM155 208H156V210H155ZM144 209H146V210H144ZM148 210V211H147ZM154 210V211H153ZM159 211H160V209H159ZM51 212V213H50ZM52 214H53V216H52ZM50 215L52 216V217H50ZM28 216L30 217V215L28 214ZM48 216H49V218H48ZM47 218V219H46ZM44 219V220H43ZM29 220H30V222H29ZM39 220H43V221H41V222H43V224L42 223H40V221ZM15 221V222H14ZM32 221H33V223H32ZM35 221V222H34ZM37 221V222H36ZM1 222V221H0ZM19 222V223H18ZM20 222H24V224L23 225H21L22 223H20ZM38 222L41 224V226L40 225H37L38 224ZM16 223H17V225H16ZM32 223V224H31ZM35 223V225H37V226H35V225H33ZM15 227H14V226ZM19 225V226H18ZM21 225V226H20ZM28 225H30L29 227H27ZM16 226H17V228H16ZM23 226H25V228H23ZM34 226V227H33ZM14 227V228H13ZM19 227H20V229H19ZM21 229H23V231L21 230ZM27 229H29V230H27ZM20 230V231H19ZM8 239V241L5 243V241ZM26 239H28V240H26ZM5 240V241H4ZM23 240V241H22ZM25 242V243H24ZM27 242V243H26ZM24 243V246L22 245ZM148 246V245H147ZM178 247V249L177 250H183V248H184V238L183 237H181V239H180V241H179V244L177 245ZM180 246V247H179ZM182 246V247H181ZM173 249H175V248H173ZM114 251H115V253H117V254H115L116 256H117V258H119V261H123V260H120L121 258H122V249L120 248H118V249H114ZM164 253H165V251H163ZM163 252H162V250L161 249H159V247H157L156 245H154L153 243H151L150 244V247H149V255H148V258H149V261H150V264H156L158 261H159V259L163 256ZM121 254V255H120ZM123 254H124V252H123ZM162 254V255H161ZM126 255V254H125ZM161 255V256H160ZM64 256H66V257H64ZM11 258V259H10ZM176 258H179V257H176ZM9 259V260H8ZM16 259V260H15ZM8 260V261H7ZM14 260V261H13ZM10 261V262H9ZM11 261H13L14 263H11ZM15 261H17V262H15ZM7 262V263H6ZM9 262V263H8ZM18 263V264H19Z\"/></svg>",
    "mask_w": 264,
    "mask_h": 264
}]
</instances>
